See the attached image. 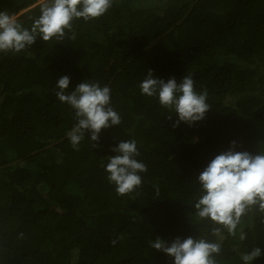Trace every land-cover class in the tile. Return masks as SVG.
<instances>
[{
    "label": "trees",
    "instance_id": "trees-1",
    "mask_svg": "<svg viewBox=\"0 0 264 264\" xmlns=\"http://www.w3.org/2000/svg\"><path fill=\"white\" fill-rule=\"evenodd\" d=\"M38 1L0 0V11L30 27ZM73 31L74 40L37 38L0 53V264H173L150 247L157 237L218 240L217 264L264 249V212L217 236L219 226L192 207L196 178L232 141L264 152V0H113ZM148 69L165 80L191 76L207 93L205 119L174 127V112L141 94ZM63 75L71 89L84 80L109 86L121 116L97 142L86 132L78 150L66 135L74 112L55 96ZM132 139L147 171L136 191L118 195L104 165L118 141Z\"/></svg>",
    "mask_w": 264,
    "mask_h": 264
},
{
    "label": "clouds",
    "instance_id": "clouds-1",
    "mask_svg": "<svg viewBox=\"0 0 264 264\" xmlns=\"http://www.w3.org/2000/svg\"><path fill=\"white\" fill-rule=\"evenodd\" d=\"M112 2L44 0L39 16L30 27L23 26L14 15L0 11V53H20L34 45L37 38L48 42L68 36L74 40V22L80 19L87 22L105 15ZM139 87L142 95L157 98L161 106L174 112L178 117L174 127L181 122L192 125L204 120L211 108L207 93L196 90L193 78L188 75L179 81L174 76L165 80L148 69ZM55 96L74 112L76 123L66 133L74 149H79L86 132L90 133V141L97 142L104 129L121 124V116L112 106L111 88L101 86L98 81L84 80L71 89V78L60 76ZM197 140L194 138V142ZM112 152L114 155H109L104 165L109 183L115 186L118 195L136 191L143 182L141 174L147 171V165L138 159L137 142L120 140ZM196 181L199 196L192 205L194 215L200 221L219 226L212 229L213 235L218 236L222 229L236 235L244 215L253 209L264 212V152L238 151L237 141H232L230 148L207 163ZM239 238L244 240L246 234L240 232ZM149 243L151 248L172 257L173 264H217L216 256L221 253V243L205 236L177 237L170 243L157 237ZM262 255L264 249L256 247L241 254L240 259L242 264H253Z\"/></svg>",
    "mask_w": 264,
    "mask_h": 264
},
{
    "label": "rangeland",
    "instance_id": "rangeland-1",
    "mask_svg": "<svg viewBox=\"0 0 264 264\" xmlns=\"http://www.w3.org/2000/svg\"><path fill=\"white\" fill-rule=\"evenodd\" d=\"M42 2H44V0H39L37 4H40V3H42ZM37 4H36V5H37ZM142 4H143V6H148V7L153 5V4H152L151 2H149V1H144V2H142ZM36 5H35V6H36ZM16 18H17V17H16Z\"/></svg>",
    "mask_w": 264,
    "mask_h": 264
}]
</instances>
